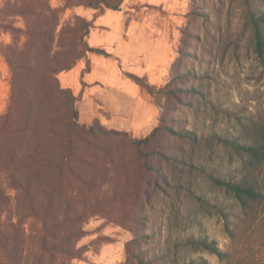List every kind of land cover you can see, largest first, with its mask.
Instances as JSON below:
<instances>
[{
	"label": "rangeland",
	"instance_id": "rangeland-1",
	"mask_svg": "<svg viewBox=\"0 0 264 264\" xmlns=\"http://www.w3.org/2000/svg\"><path fill=\"white\" fill-rule=\"evenodd\" d=\"M26 2L0 0V48L24 47L28 42V20L39 31L53 29L54 79L60 80L63 87L77 90L75 72L59 74V71L85 54L90 27L86 15L91 10L101 12L104 8L97 10L88 6L96 0H39L35 6V15L39 16L36 19L23 15ZM256 3L264 9V0ZM187 16L186 26L179 32L177 49L184 56L178 68L192 69L196 75L177 84L193 86L200 94L180 95L176 99L162 97L160 103H155L154 126L141 136L108 129L103 124L106 130L117 134L81 131L80 138L73 142L76 160L73 168L87 174V186L66 170L58 177L40 182L48 187L59 186L63 195L71 196L73 214L83 212L84 203L88 202L83 232L75 243L82 254L69 264H122L128 243L148 226L149 233L155 234L148 248H155L158 254L161 250L165 253L173 249L177 242L208 238L226 255L220 259L209 252H186L181 254V264L190 261L264 264V161L216 139L264 147V75L250 32L242 33L243 0H189ZM218 25L220 30L216 28ZM12 80V69L0 51V121L10 104ZM66 100L54 94L48 96L47 124L57 125L61 135L71 116V106ZM92 113L91 106L80 97V123L95 124L99 119ZM160 124L196 132L202 142L192 145L162 133L159 141L166 149L152 159L156 172L146 173L129 139L144 138ZM191 161L194 168L189 167ZM174 176L184 181L189 179L192 191L188 187L173 191L165 181ZM209 176L234 183L246 182L261 197L243 207L235 197L215 187ZM2 190L8 199L2 222L20 226L26 239L25 262L36 264L37 237L42 225L33 214L17 211L20 198L17 190L8 184H3ZM63 207L55 201L53 213L61 214ZM47 208L46 201L40 198L38 213L44 214ZM141 215H147L148 224H144ZM129 249L135 251L134 244ZM1 258L0 254V264H5ZM60 261L61 258L45 260L43 264Z\"/></svg>",
	"mask_w": 264,
	"mask_h": 264
},
{
	"label": "trees",
	"instance_id": "trees-1",
	"mask_svg": "<svg viewBox=\"0 0 264 264\" xmlns=\"http://www.w3.org/2000/svg\"><path fill=\"white\" fill-rule=\"evenodd\" d=\"M38 1L27 0L23 11L26 18L35 17L37 19L39 17L35 15V6ZM123 1L96 0V3L90 2L88 6L97 10L104 8L102 11L105 9L120 10ZM243 6L245 21L242 33L250 32L253 50L264 75V9L258 7L256 0H243ZM89 26L87 37L92 28L91 22ZM216 28L220 30L219 25ZM54 32L53 29L39 31L37 27L34 28V23L28 20L27 44L24 47L12 45L0 48L13 72L10 104L7 113L0 121V254L5 264H27L25 262L27 257L24 255L26 239L20 226L2 222V215L8 204V199L2 190L3 184H8L19 193L17 211L21 213L27 211L33 214L42 225L37 237L39 249L36 264L59 258L61 261L57 264H69V261L82 254V250L78 249L75 243L83 232L82 224L89 213L88 202L84 203L83 212L73 214L71 196L63 195L59 186L48 187L40 182L54 176L58 177L59 173L66 170L74 179L87 186L89 180L87 174L82 171L76 172L73 168V163L76 162L73 153L74 140L80 138L81 131L101 135L117 134L115 131L106 130L99 120L95 124L80 123V96L75 95L71 88L63 87L60 80L54 79L56 59L51 47L54 44ZM85 51L79 59L74 58L69 67L60 69L59 74L72 70L76 63L86 58L89 53L103 52L90 48L88 44H86ZM181 56H184V53L179 52V57L171 68L170 78L162 87L151 86L138 79L139 84L154 97L155 103H160V99L164 96L176 99L180 95L200 94L199 89L193 86L177 84L179 80L187 77L194 78L196 75L192 69L178 68ZM49 94H54L58 98L59 96L66 97L65 103L71 106V116L63 135L58 131L57 125L47 124ZM183 130L160 124L156 125L144 138L129 139L146 173L156 172L152 159L166 149L165 145L159 141L162 133L187 140L192 145L202 142L198 133ZM216 139L254 159L264 161L263 146H242L237 142L220 137ZM188 164L189 167L194 168L192 161ZM209 179L215 187L235 197L243 207H246L248 202L257 201L261 197L255 187L246 182L234 183L212 176H209ZM165 184L173 191H180L187 187L192 191V182L189 179L181 180L178 176H174L172 180L168 179ZM40 198L44 199L49 206L42 215L37 211ZM55 201L64 205L62 215L53 213ZM141 218L144 224L149 223L150 219L147 215H141ZM149 230L150 227H146L133 238L131 243H128L126 260L122 264H181V254L186 252H209L220 259L226 256L218 248L217 243L208 238L177 242L173 249L165 253L161 250L158 254L155 248H148L155 235L149 233ZM137 242H141L140 246L143 243L145 247L138 246ZM130 244H134L135 251L129 249ZM185 264H196V262L190 261Z\"/></svg>",
	"mask_w": 264,
	"mask_h": 264
},
{
	"label": "crops",
	"instance_id": "crops-1",
	"mask_svg": "<svg viewBox=\"0 0 264 264\" xmlns=\"http://www.w3.org/2000/svg\"><path fill=\"white\" fill-rule=\"evenodd\" d=\"M188 6L189 0H124L120 10L87 13V44L103 52L76 63L70 71L77 90L71 89L108 129L141 136L154 126L155 99L138 79L158 88L169 80Z\"/></svg>",
	"mask_w": 264,
	"mask_h": 264
}]
</instances>
